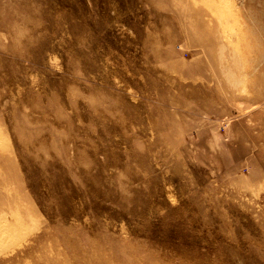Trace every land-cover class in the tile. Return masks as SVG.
<instances>
[{
  "label": "rangeland",
  "instance_id": "rangeland-1",
  "mask_svg": "<svg viewBox=\"0 0 264 264\" xmlns=\"http://www.w3.org/2000/svg\"><path fill=\"white\" fill-rule=\"evenodd\" d=\"M0 264H264V0H0Z\"/></svg>",
  "mask_w": 264,
  "mask_h": 264
}]
</instances>
